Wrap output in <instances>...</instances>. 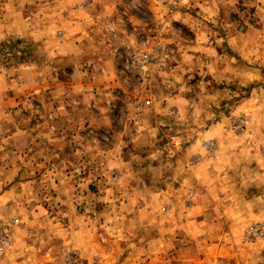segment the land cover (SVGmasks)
<instances>
[{"label": "rangeland", "instance_id": "1", "mask_svg": "<svg viewBox=\"0 0 264 264\" xmlns=\"http://www.w3.org/2000/svg\"><path fill=\"white\" fill-rule=\"evenodd\" d=\"M0 87V264H264V0H0Z\"/></svg>", "mask_w": 264, "mask_h": 264}, {"label": "crops", "instance_id": "2", "mask_svg": "<svg viewBox=\"0 0 264 264\" xmlns=\"http://www.w3.org/2000/svg\"><path fill=\"white\" fill-rule=\"evenodd\" d=\"M75 27H84L86 29L85 26H83L82 23L77 22L75 24ZM78 31V32H76ZM82 31H84L83 29H79V30H73L72 35H62V37L58 40H62V42H60V45L58 47V54L62 55V56H74L73 58L75 62H78L77 65L75 66V70L73 72L72 75V80L75 81L77 79H82L81 77L83 75H86L87 78H92L93 77V70L88 69L90 66H87V68H84V66L81 64V62L77 59V57H79L81 54L85 53L87 51V47H91V41L88 39L87 36H90V33L88 32L87 36H82ZM86 35V34H85ZM91 53V52H90ZM57 54V55H58ZM91 65L93 67V69L96 70L97 67H99V69H102V75H96L98 71H96L94 73L95 76H102L105 79H112L116 76L115 73V67H114V62L113 60L108 57V58H98L95 57L92 53H91ZM20 72L22 75L28 77V81H30L31 77H35V75H38L37 70H35L32 67H24L22 69H20ZM40 77H44L43 74H40ZM30 83V82H28ZM10 89H13V95L14 98H19L20 96L24 95L25 91H28L29 88H27L28 84H24L21 88H15V86L13 85H9ZM3 88L0 87V90H2ZM41 90V89H40ZM82 90V89H79ZM83 90H85V88H83ZM4 93V92H3Z\"/></svg>", "mask_w": 264, "mask_h": 264}, {"label": "built area", "instance_id": "3", "mask_svg": "<svg viewBox=\"0 0 264 264\" xmlns=\"http://www.w3.org/2000/svg\"><path fill=\"white\" fill-rule=\"evenodd\" d=\"M155 58L157 59V55ZM140 64L141 67L145 65H154L152 56L140 57ZM155 67L158 68V65H155ZM146 103L149 104V101ZM14 223H17V220H12L10 223H4L0 225V255L3 254L10 245L11 236L13 233L12 224L14 225Z\"/></svg>", "mask_w": 264, "mask_h": 264}]
</instances>
